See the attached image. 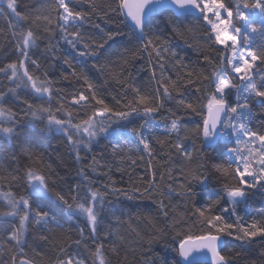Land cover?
<instances>
[{
	"label": "snow or ice",
	"instance_id": "obj_1",
	"mask_svg": "<svg viewBox=\"0 0 264 264\" xmlns=\"http://www.w3.org/2000/svg\"><path fill=\"white\" fill-rule=\"evenodd\" d=\"M113 3L32 0L18 11L7 0L0 264H41L53 237L61 242L51 264H264V206L251 211L264 193V0ZM100 14L114 26L95 22ZM52 139L67 149L63 175L48 160ZM145 155L151 178L137 183L121 164ZM114 171L131 184L117 187ZM149 201L163 227L144 216ZM189 220L198 234L179 230Z\"/></svg>",
	"mask_w": 264,
	"mask_h": 264
},
{
	"label": "trees",
	"instance_id": "obj_2",
	"mask_svg": "<svg viewBox=\"0 0 264 264\" xmlns=\"http://www.w3.org/2000/svg\"><path fill=\"white\" fill-rule=\"evenodd\" d=\"M97 2H101V0H97ZM103 2L105 4H109L111 3L113 5V7H115V4L113 3V0H103ZM226 2L232 3V4H236L238 2H243V0H226ZM248 2H251V0H248ZM17 3L19 5L18 7V11H23L25 10V7L27 5H31L32 0H17ZM87 7V6H85ZM10 10L7 8V3L4 2L3 0H0V49H3L5 46H7V44L9 43V34L11 32V24L13 23L12 17L9 15ZM109 14L112 15L114 17V19L116 18L117 14L115 13H111L109 10ZM95 22L100 23L102 26H109L112 27L114 26L113 24V20H107L106 17L103 16V14H100L99 19H96ZM123 27V26H121ZM125 35L127 36L128 39H131V33L129 32L128 29H124ZM124 37H119L118 40H123ZM183 43V42H181ZM62 49L64 50V52L66 53L67 51H69V49L67 48V46L65 45H61ZM122 50V49H121ZM213 55L215 56L216 54L213 53ZM16 57L15 56H11L9 57L10 60H14ZM7 62V61H5ZM91 61L89 62V66H91ZM139 63L137 62V67H139ZM210 70V69H209ZM93 76H97L98 73L93 72L92 73ZM143 75V74H142ZM259 79V77H258ZM101 80H103V77H101ZM0 82H2L3 84H7V81H3V78L0 77ZM75 83V82H73ZM110 87H108V93H109V102L111 103V95H115V91L114 89L117 88V86L115 85L114 81H110ZM59 87L67 92H71V88H69L67 86L66 82H62ZM77 90H80V85H76ZM68 101L70 103L71 97L69 96ZM67 107V105H66ZM68 110L73 112V115L76 117V122H79L82 118H84V113L78 112L77 109L74 108H69ZM89 115L91 114L90 112L88 113ZM187 119H194L195 121L199 122L200 121V117L199 116H195V117H188ZM104 145L102 144L100 146V148L95 149L94 154L97 155L99 157V153L100 151L103 149ZM67 151L66 147L63 145L62 140L60 139H52L51 140V147L48 148V160L50 163H52V166L54 169H56L57 171L60 172L61 175L64 174L63 172V165L61 164V161L63 159H66V157L64 156V153ZM110 152V149H109ZM133 159L137 160V164L135 165V167H131L129 166V162L127 161V158H125V162H123L121 164V162L119 160H117L115 163L117 164H121L122 167L126 168L128 170V172H130L132 174V179L135 180L137 183H139V177L140 176H146L147 178H151V168L148 166V157L145 155L144 160H140L138 156H133ZM153 165L155 167H159V164H157L155 161H153ZM59 166V167H58ZM7 171H10L8 169H6L5 166L0 165V176L6 175ZM104 180H106L107 178H103ZM113 179L117 182L116 186L117 187H123L126 185H130L131 181L129 180V176L128 175H121V173L119 172H113ZM8 181L7 180H0V191H7L8 188L6 187ZM178 188V185H177ZM115 198H113L114 200ZM151 209H152V213L149 214L147 211H144V216L147 218L148 221H153L155 228H160L163 227L162 224L154 221V217H155V205H152L151 202H147ZM173 205L175 206V212L177 215H179L181 212L184 211L183 205L180 202L179 198H173L172 201ZM118 206V205H117ZM264 206V193H260V192H256L253 200L251 201V211L255 212V209L258 207H262ZM134 218L137 220V223L144 229L151 231V229L148 228V224L145 223V220L143 218H141L139 216V213H133ZM125 219H127V217H125ZM160 218H156V220H159ZM246 219H251V217H247ZM133 227H135V225H133ZM189 228L191 229V231L193 233H199L201 231L200 225L197 223L195 225L192 224V221L189 220V223L187 225H185L182 229H179L180 231H188ZM121 231H124V229L122 228ZM175 235V232H172L171 235H169L167 237L166 240H160L157 243L152 244L151 246V253L148 256V259H151L152 256H154L157 253L162 254V249L165 247L166 243H171L172 242V236ZM61 241L59 238L57 237H53L52 241L50 242L49 245H46L45 248L43 249V260L41 261V264H51V261L53 259V257L55 255L58 254L57 248L55 247V245L59 244ZM74 247V245H73ZM143 251L145 253H148L149 249L148 246L145 245V248L143 249ZM29 256H33V253L31 251H29ZM0 259H6V257L2 254H0Z\"/></svg>",
	"mask_w": 264,
	"mask_h": 264
},
{
	"label": "rangeland",
	"instance_id": "obj_3",
	"mask_svg": "<svg viewBox=\"0 0 264 264\" xmlns=\"http://www.w3.org/2000/svg\"><path fill=\"white\" fill-rule=\"evenodd\" d=\"M3 1L7 3V0H3Z\"/></svg>",
	"mask_w": 264,
	"mask_h": 264
}]
</instances>
